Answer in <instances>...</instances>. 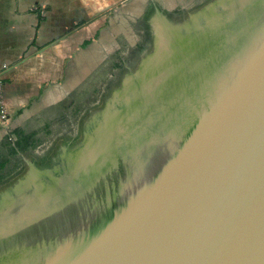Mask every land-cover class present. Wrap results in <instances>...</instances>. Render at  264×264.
<instances>
[{"label": "water", "instance_id": "obj_1", "mask_svg": "<svg viewBox=\"0 0 264 264\" xmlns=\"http://www.w3.org/2000/svg\"><path fill=\"white\" fill-rule=\"evenodd\" d=\"M0 137V264H264V0H134Z\"/></svg>", "mask_w": 264, "mask_h": 264}, {"label": "crops", "instance_id": "obj_2", "mask_svg": "<svg viewBox=\"0 0 264 264\" xmlns=\"http://www.w3.org/2000/svg\"><path fill=\"white\" fill-rule=\"evenodd\" d=\"M126 1L0 0V83L6 101L13 106L31 98L18 110L23 113L48 83H63L68 60L96 40L98 22L107 20L114 4Z\"/></svg>", "mask_w": 264, "mask_h": 264}, {"label": "rangeland", "instance_id": "obj_3", "mask_svg": "<svg viewBox=\"0 0 264 264\" xmlns=\"http://www.w3.org/2000/svg\"><path fill=\"white\" fill-rule=\"evenodd\" d=\"M134 0H127L125 4L122 5L124 2H118L114 4L113 9L111 10V13L115 12L116 10L120 9L121 7L131 3ZM107 15H111L108 13ZM99 30L100 32L102 29L107 28L109 26V16H107V20L105 21L103 18L100 22H98ZM99 39V36L96 38V40ZM1 76V74H0ZM0 81H3V78L0 77ZM4 83H0V86H2ZM2 88L0 89V91ZM32 97V96H31ZM3 102L4 108L6 109L7 112V117H2V114L0 112V137L1 135L18 119V117L22 114L18 110L20 109L21 106H24L28 101L31 99L29 97L26 98L23 102L20 104H14L13 106L9 104L6 101V96L3 94V96L0 98ZM31 103V102H30ZM12 107V108H11Z\"/></svg>", "mask_w": 264, "mask_h": 264}, {"label": "built area", "instance_id": "obj_4", "mask_svg": "<svg viewBox=\"0 0 264 264\" xmlns=\"http://www.w3.org/2000/svg\"><path fill=\"white\" fill-rule=\"evenodd\" d=\"M1 89V86H0ZM3 96V90L0 91V98ZM3 101L0 99V112L2 114V117H7L6 109L4 108V105L2 103Z\"/></svg>", "mask_w": 264, "mask_h": 264}]
</instances>
